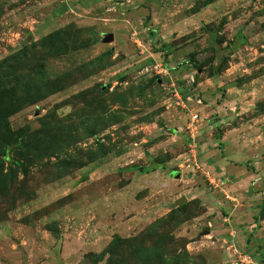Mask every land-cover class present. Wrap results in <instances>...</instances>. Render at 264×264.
<instances>
[{
	"label": "rangeland",
	"instance_id": "obj_1",
	"mask_svg": "<svg viewBox=\"0 0 264 264\" xmlns=\"http://www.w3.org/2000/svg\"><path fill=\"white\" fill-rule=\"evenodd\" d=\"M241 254L264 264V0H0V264Z\"/></svg>",
	"mask_w": 264,
	"mask_h": 264
},
{
	"label": "built area",
	"instance_id": "obj_2",
	"mask_svg": "<svg viewBox=\"0 0 264 264\" xmlns=\"http://www.w3.org/2000/svg\"><path fill=\"white\" fill-rule=\"evenodd\" d=\"M196 117H195V119H196ZM241 256H242L241 257V262L242 263H246V264H251V263L253 264V263H255L253 261L252 256L250 254H241Z\"/></svg>",
	"mask_w": 264,
	"mask_h": 264
},
{
	"label": "trees",
	"instance_id": "obj_3",
	"mask_svg": "<svg viewBox=\"0 0 264 264\" xmlns=\"http://www.w3.org/2000/svg\"><path fill=\"white\" fill-rule=\"evenodd\" d=\"M161 168L164 169V170H168V169H169V168H167V166H161ZM173 172H174V170H170L169 173H170L171 175H173V174H174Z\"/></svg>",
	"mask_w": 264,
	"mask_h": 264
}]
</instances>
